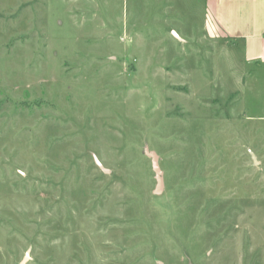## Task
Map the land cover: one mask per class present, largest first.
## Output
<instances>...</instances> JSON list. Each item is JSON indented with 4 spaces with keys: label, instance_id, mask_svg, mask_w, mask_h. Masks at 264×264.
Returning a JSON list of instances; mask_svg holds the SVG:
<instances>
[{
    "label": "rangeland",
    "instance_id": "374dc122",
    "mask_svg": "<svg viewBox=\"0 0 264 264\" xmlns=\"http://www.w3.org/2000/svg\"><path fill=\"white\" fill-rule=\"evenodd\" d=\"M204 17L0 0V264H264V80Z\"/></svg>",
    "mask_w": 264,
    "mask_h": 264
},
{
    "label": "crops",
    "instance_id": "0c3cea01",
    "mask_svg": "<svg viewBox=\"0 0 264 264\" xmlns=\"http://www.w3.org/2000/svg\"><path fill=\"white\" fill-rule=\"evenodd\" d=\"M197 1L203 5L205 23L210 20L211 34L237 44L243 62L252 64L251 72L264 80V0Z\"/></svg>",
    "mask_w": 264,
    "mask_h": 264
},
{
    "label": "water",
    "instance_id": "95a60500",
    "mask_svg": "<svg viewBox=\"0 0 264 264\" xmlns=\"http://www.w3.org/2000/svg\"><path fill=\"white\" fill-rule=\"evenodd\" d=\"M172 33H173V35H175V37H177L179 39V37L174 32H172ZM141 148H142V154L150 159L151 169L154 173L155 186L153 189V194H155V195L160 194V193H162V190H163V173H162V170L160 169V166H159V157L155 153L154 150H150L148 148V145H147V142L145 139H143V144H142ZM96 163L100 168H102L97 161H96ZM104 171H106V170H104ZM158 263H160V262H158Z\"/></svg>",
    "mask_w": 264,
    "mask_h": 264
}]
</instances>
